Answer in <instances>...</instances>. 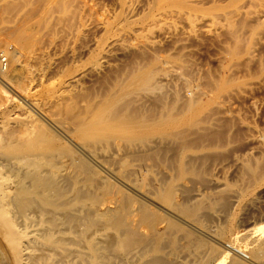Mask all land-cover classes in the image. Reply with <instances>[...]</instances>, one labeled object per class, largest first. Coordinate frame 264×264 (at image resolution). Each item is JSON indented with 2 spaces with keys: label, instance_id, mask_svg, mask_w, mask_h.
<instances>
[{
  "label": "rangeland",
  "instance_id": "obj_1",
  "mask_svg": "<svg viewBox=\"0 0 264 264\" xmlns=\"http://www.w3.org/2000/svg\"><path fill=\"white\" fill-rule=\"evenodd\" d=\"M3 1L5 3L4 5H10V11H8L9 9L6 12H2V10H0V51H5L4 53L8 54V52L12 51V49L13 51L15 50V52L17 50V52L21 55V61L30 55L28 60L30 61L29 64L31 63V66L29 65L31 73H26V75L25 72L22 71V65H17V62H12L14 64L11 65L9 55L6 56L8 60L6 68L0 67V70L5 71L4 73L0 71V88H3L0 90V134L6 131H13L15 138L18 141H24L27 139L30 144H39L41 147H50L48 151L40 153L37 158L32 160H34L33 162L39 164L42 169L53 171L55 179L62 181V185L65 186H63L65 190L63 191V195L66 193V190H69L67 191L68 194L66 193V196L64 195V198L62 199H69V208H84L87 213H96L101 217L111 215L125 220L132 218L139 224L138 235L141 237L136 236L135 242L137 241L136 243L142 247L145 246L146 254L144 253L141 256H136L137 260L133 257L134 259H132V261L125 260L123 258L122 261H120V257L109 259L107 256L104 257V255H99L98 257L87 261L88 263L86 264H130L129 261H131V264L132 262L133 264H145L153 256L162 255V253L159 252H149L148 248V242H150L149 239L152 238V235H150L151 230L148 227V224L150 223L145 220L150 219L155 222L157 217H165L174 222L175 225H182L184 229L187 231L190 230L193 233H191L192 236L194 235L191 242H189V239H191L190 237L187 240L189 243L183 242L184 244L188 243L189 248L186 245V248H184L185 246L183 247L185 251H181V248L177 251L175 250L172 253L173 255L171 254L162 260L164 263L165 259L170 260L171 262H168L171 264H175V262L177 264L181 261H189L190 258L192 260L197 259V257L198 260H201L203 257L201 261L204 262V260L211 257L207 260V262L205 261L206 264H212L215 260L216 261L213 264L217 261H219L217 264H222L228 262L230 255H233L235 258H238V260H241L243 264H258L255 263V261L263 263L264 243H256L259 247L255 246L253 243V249L250 251L245 244L237 241L238 233L251 227L253 222L258 224L259 222L264 221V175H262L264 174V144H260L262 146L261 148L260 145L251 141L250 137L253 132L252 130L258 129L264 134V82L259 84L257 83L259 77L256 76V74L258 75V69H256V67L253 69V65H251L245 70L240 67V69L235 71V74H232L234 87L237 86L240 87L241 90L243 89L241 95L234 102L235 105L233 104V110L235 111L234 113L236 116L231 118V122L229 121V118H225L227 121L224 119V122L223 120L219 121V125L211 127V129L213 128L212 130L208 129L205 132L202 131L204 134L199 132L200 135L202 134L200 139H198V132L193 129L194 133L197 132L196 137V135L191 132V128L189 134H186V137L184 136V139H187L186 141L183 140L184 142L178 138L175 139L172 137L169 139L170 142L168 140L165 142L166 140H164L165 143L151 144L150 147L149 144H147V139H152V137L155 138V136H164L166 135L165 133L173 132L174 128L175 130H180L181 128V130H183L184 128V131L188 128L186 125L181 123L176 127L170 128L164 123L162 124L164 126L160 128V130L158 129L146 133L144 135V139L143 136L141 137L142 139L139 138V140H137L138 138H127L121 135H109L108 137L103 136V138H101L95 132L89 133L91 130L87 129L86 132H88V135L87 133L86 135H93V137L90 136V138L82 141L80 138L81 136H79V133L81 132L74 133L71 135L72 138H70V136L58 130L51 122L49 113L54 110V107L51 106V103H49L51 93L57 90L60 83L70 77V75L79 74L83 71L87 72V75L72 89H70L66 97L69 96V98L72 99V101H70V99L68 100L71 103H78L79 109L83 105H87L86 107L89 106L91 109L92 106H95L96 101L108 99V97H110V92L112 94L113 88V91L117 94V85L119 86V82L120 84L122 83L121 80L124 76H127L129 71L133 72L134 69L144 68L151 65L152 57L150 55L153 56L154 54L159 57L155 66L156 68L161 66L166 68L168 67V72L172 71L175 75L178 72L183 73L187 71L188 75L186 77H184L185 75L180 77L181 79L184 78L186 82L184 79L183 81L178 78L180 74L176 75L177 78L173 75L176 80L173 79V77L170 79L171 84H175L177 89L180 85L182 86L180 81L187 83L188 79L194 80L195 78L197 79V76H199L198 80L201 81V84L202 82L204 84L205 80L208 81L212 79V77L217 76L218 73L220 74L218 76H223L225 73L224 65L227 62V64H230L231 62L229 63L230 60H228L224 56V53H222L224 52L223 44L226 43L225 40L227 41V39L224 37L225 34L222 33V30H225L224 28H221V20L218 18L220 20L219 21L216 18L223 12V10L229 9L230 6L232 7L234 0H201L199 3L193 4L195 5L193 8L184 5L180 7V5H175V3H171L174 5L171 6L170 3H164L162 5V3H153L150 2V0H139V2L137 0L135 3L136 6H134L137 10H135L132 14L123 12L119 8L120 3L118 0H94L90 4V7L94 9L88 8L86 13H89L90 9L91 11L97 12H92V16L90 17L91 20L89 19L90 21L88 20L86 22L88 23V27L84 26L83 29L79 28L77 24V18H79L78 16L82 12L81 8H77L81 5L80 0H77L79 3L77 6H74L76 4V0H74L75 2H73V0H67V2L62 0L63 3L61 0H52V4L51 1L49 3L48 0H40L41 2L39 4V0H2V2ZM30 1L31 4L29 7L24 8V3L27 6ZM42 1L44 4H42ZM56 1H60V3ZM46 2L49 6L52 5V7L50 6L52 10L49 9L50 14H47L48 18H43L42 24H39L38 27L35 28L37 25L34 24L35 21L33 22V20L36 19L35 16L37 14L39 15H37L38 18H42L40 15L41 12L39 11H42L43 7L45 8L47 4ZM35 3L39 8H42V10L36 8L37 6H35ZM40 4L44 6H39ZM57 4H59L58 6H61L59 7L60 9H57ZM64 5L66 7H63ZM12 6L14 8H11ZM16 6L19 7V11L16 16L19 15L21 9L23 11V8L26 11L31 10L35 12H32L33 14L30 16L33 20H31L32 22L30 21L31 27L28 29L29 31H26L27 35L30 34L25 38L29 43V49L21 48L15 41V29L18 28V21L15 22L17 19L14 13L16 12ZM157 6L160 8H157ZM53 8H56L57 12L56 9ZM25 10L23 12H25ZM58 10H62V12H58ZM149 12L151 14H149ZM187 12L198 16V20L195 21L196 27H194L195 29L197 28V32L196 30H190L185 19ZM95 15L98 16L95 17ZM19 20L21 23V18H19ZM37 21L35 23H39ZM39 21L41 22V19ZM95 22L100 24L97 25ZM53 23L55 24L51 27ZM95 24L97 27H95ZM43 25H45V27H43ZM168 26L170 28L175 26L177 29L175 30V34L170 33V36L165 38L164 35H169V33H165V29H170ZM149 31H153L154 36L153 38L148 39V41L151 40L156 43L155 49L152 50L150 47H147L149 48L148 50L145 48L146 46H142L144 39L146 40V37L143 38V36H147ZM187 33L189 35H187ZM190 33H192L191 35L195 38H193ZM193 33H196V35H193ZM150 35L152 34H149L148 36ZM112 36H120L121 40L124 38L123 40H128L127 42L129 44L132 42V45H137L138 43V46L122 51L124 48H121V46L124 44L123 41H120L121 46L117 45L119 48L118 50L115 46L116 49L112 48V50L106 52V58L104 61H107L102 63L99 71L91 72V68L94 67V63L97 62L99 57V49L95 47V43L99 41L103 42L107 39L110 40L113 38ZM129 44L127 45L130 46L131 44ZM139 46H141V48ZM171 48H173L174 51ZM223 56L225 57L226 62L222 58ZM156 60L157 59H155V62ZM182 64L187 67V70L185 67L183 69L185 71H182V68H180V70L178 69L179 65ZM10 66H12V68ZM20 66L21 70H19ZM173 67H176L178 72H176V69ZM89 68L90 72L87 71ZM6 70H8L7 72L11 70L10 74L15 72L17 75L15 77L8 76L7 74L9 73H7ZM3 75L7 76V78H4ZM194 75L196 76L195 78ZM191 76L193 78H191ZM208 76L212 77L208 79ZM125 77L123 80L126 79ZM12 79H15V82L12 84L10 81H7ZM178 84L180 85L178 86ZM169 87L170 86H165L168 90L163 87L161 91H167L163 92L165 96L167 95V99L162 94L161 96V92L158 93V90V94L151 96L153 97V100L150 98V102L146 101L145 105L142 106L141 111L145 114L144 116L147 117L142 116L139 109L137 110V113H140L141 115H137V117L140 116V118L143 117L144 119L150 118L149 115H151V117H155L158 120L159 117L164 115V111L167 109L168 105L169 108L168 111L166 110L165 112L166 115L173 114L175 106L179 104L176 102L177 99L172 89V95L170 97L171 92L169 91ZM3 90H5V93ZM112 95L110 98H112ZM157 95H160L158 98L159 101L156 98L158 97ZM120 97L122 99L124 95ZM154 97L156 98L155 100ZM171 98L174 102H172L173 100ZM126 99L127 98L125 96L124 100ZM170 99L171 102H169ZM156 100L158 101V104ZM118 101L120 100H116V103ZM154 102L156 103L154 104ZM124 103H122V105ZM78 104L76 105L77 107ZM158 105H160L161 109L163 107L164 109H159ZM137 106L138 105H133L129 109L134 111L133 108L135 107L136 111ZM101 107L103 108V106ZM94 108L91 110H94ZM121 108L118 107V109ZM172 109H174L173 112H171ZM177 110L178 109L176 107V111ZM156 111L157 113H155ZM132 112L129 113L132 114ZM131 114L129 115L131 116ZM175 114V118H178L180 115L179 113L177 115ZM133 116L135 117V114H133ZM147 120L149 122L154 121L149 119ZM20 121L22 123H20ZM242 123H244V125ZM186 130L188 131V129ZM207 132L209 133L207 134ZM172 141L174 142L172 143ZM181 141L183 143H181ZM81 142L85 143V147H83V143V146L81 147ZM143 142H146L145 144L148 146L146 145V147ZM139 144L141 145L139 146ZM83 148H85V150ZM8 170V166L2 165L1 167L0 165V174H6V177L2 179H7L4 183L1 181V183H3L2 188H4L3 193L9 198L14 194L13 188L11 187L13 185L12 180H15L16 177L13 179L10 173H8ZM139 170L141 172H139ZM252 171L255 172L254 175H250V173L252 174ZM61 173H65L63 174V177L61 176ZM248 174L251 177H248ZM125 175L127 178L129 177L131 179H134V177L136 178V175H138L137 178L139 179L136 178V181L140 180L141 183L134 180L136 186L135 184L132 186L131 183L126 182V179L123 181L124 178H126ZM133 175L135 176L133 177ZM256 175H258V177ZM121 176H123V178ZM215 180L219 181V184H221L220 187L216 186L213 182ZM172 182L175 184L183 182V188L181 187L180 190L177 191V199L180 201L184 200L183 202L185 207L189 205L191 208L193 206L192 201L189 199V195L198 188L200 191L211 194H213V190L216 191V189L222 187L224 191L226 190L225 187H227V189H240L241 192H243V201L247 202H243L242 206H233L230 203L231 201L229 200L228 194L223 193L224 191H222V193L218 194L219 196L217 195V197L212 201L213 203L207 202L208 205L205 203V207L203 205V207L201 206L202 209L198 210L196 214L198 215L196 216L197 219L200 215L198 219V221H200L198 222L200 229L193 228L187 225L188 223H186V220H182L180 217L163 210L164 207H168V204L162 200L163 198L159 197V195H163L162 192L159 191H162L168 183ZM139 183L141 186H138ZM142 184H144L143 187ZM138 206H142V208L139 209ZM9 208L10 207H8V210L6 211L8 212L6 214V220H8V222H10L9 220H11V217L13 216V209ZM211 210L219 211V216H214L215 218H213V215L210 214ZM129 211L132 212L131 215L127 213ZM143 215L146 219H143ZM181 216L188 219L186 216ZM16 220L15 224L17 225L18 222ZM79 222L82 223H79V225L81 229H83V226H85L84 220H80ZM6 223L7 222L5 221V224ZM36 224L37 222L33 221L25 225L27 236L29 234V237L31 238L34 236L37 237V234H40V232L37 233V231H40V228L45 227L43 224ZM205 225L208 226L206 227ZM2 231L4 230L2 229L0 231V247L6 254V264H13L11 262V257L9 256V242L8 239L7 241L5 240V234H3L4 232L2 233ZM148 234L150 238L148 237ZM60 236L64 238V240L61 238L62 243L60 245L64 252L66 251L67 255H69L71 250L78 248L77 242H75L77 241L76 233L72 231L62 232ZM198 242L199 245L197 244ZM190 245L192 247H190ZM229 245L240 249V251L248 257H242L241 255H236L237 253L230 252V247H228ZM212 246L213 248H219V250L223 249L220 256L214 257V255H212ZM203 249L205 251H203ZM201 250L203 251V256L199 255L201 254ZM252 250H255L256 253L258 251L260 255H256L260 257H254V252ZM180 251L181 253H178ZM185 253L188 257L186 256L184 258L182 254ZM194 255H196V257H194ZM71 258V255L68 258L66 256L64 260L65 262L69 260L71 261ZM52 259L53 260L50 261L51 264L54 262L56 264L57 262L59 264H65V262H62L64 261L62 259ZM251 259L253 261H251ZM135 261L136 263H134ZM50 262L48 264H50Z\"/></svg>",
  "mask_w": 264,
  "mask_h": 264
},
{
  "label": "bare ground",
  "instance_id": "obj_2",
  "mask_svg": "<svg viewBox=\"0 0 264 264\" xmlns=\"http://www.w3.org/2000/svg\"><path fill=\"white\" fill-rule=\"evenodd\" d=\"M50 1L52 4L53 3L52 0H48L49 3H50ZM65 1L67 2V0H65ZM93 1L94 0H80V3H81L80 6L81 7L79 6L77 8H81L82 12L78 16L79 18H77V20H78L77 24H78L79 28H81V29H83L84 26L88 27V23H86V22L92 16V12H94V13L97 12V11H91V9H94V8L90 7L91 2H93ZM118 1L120 3L119 8L125 13H131L132 14L135 10H137V8L134 7V6H136L135 3L137 2V0H118ZM200 1L201 0H150V2H153V3L159 2V3H162V5L164 3H170L171 6H174L172 4L175 3V5L176 4L180 5V7L184 5V6L191 7V8L195 7V5H193V4L199 3ZM1 2H2V0H1ZM1 2H0V10H2V12L3 11L6 12L9 9L8 11H10V5H8V4L4 5L5 4L4 1L2 2V4H1ZM40 2L41 1L39 0L38 4ZM56 2L60 3V1H56ZM73 2H75V1L73 0ZM138 2H139V0H138ZM7 3H8V1H7ZM62 3H63V1H62ZM75 3L76 4L74 6H77V4H79L77 0ZM30 4H31V1L29 2V4H27V6L25 3H24L25 7L23 6V4H22V6L24 8H26V7H29ZM42 4H44V2ZM47 4H46L45 8L43 7V10H42V8H39L37 6V4L35 5V6H37L36 8H39L40 10H42V11H39V12H41L40 15L42 16V18H40V17L38 18L37 17L38 14H37L35 16L36 17L35 20H33L32 17H31L32 19L30 18L31 14L35 13V12L31 11L30 9H29L30 11H26L23 8V11L25 10V12H23L21 9L19 12V15H17V16H16V14L19 11V9H18L19 7L16 6V8H15L16 12L13 11L15 13V16L17 19V20H15V22L18 21L17 22L18 28L16 26L17 29H15L16 30L15 41L18 43V45L21 48L29 49V47H30L28 41L25 38L30 35V34L27 35L26 31H29L28 29L31 27V22H32L31 20H33V22L34 21L36 22L38 20L37 22H39V23L34 22V24L37 25V26L34 25L36 28V27H38L39 24H42L43 18L44 19L48 18L47 14L49 13L50 10H52L50 8V6L52 7V5L49 6V4H48V6H49L48 7ZM58 5L59 4L56 5L57 9L59 7H61ZM39 6H44V5L40 4ZM167 6L169 7L168 4H167ZM63 7H66V6L64 5ZM158 7L159 6H157V8ZM11 8H14V7L12 6ZM88 8H91V9L89 10V13L88 12L86 13ZM53 9H56V8H53ZM57 9H56V12H57ZM61 9H63V8H61ZM58 12H62V10L61 11L58 10ZM76 12H77V10H76ZM168 12H170V11H168ZM36 13H38V12H36ZM51 13H52V11H51ZM149 14H151V13L149 12ZM186 14H187V16L185 17V19L188 23L190 30L192 29L191 31H195L197 29V28L196 29L194 28V27H196L195 21L198 20L197 19L198 16L191 14L190 12H187ZM48 16H50V15H48ZM96 16H98V15H95V17ZM18 17L21 18V23H20V20ZM178 17H179V15H178ZM218 18L222 22L221 28H224V30H225V31L222 30V33L225 34V36L224 35L223 36L225 37V39H227V41L225 40L226 43L223 44L224 49L223 48L222 49L224 52H222V53H224V56L228 60H230L229 63L231 62L230 64H227L228 63L227 62L224 65L225 73L223 76H218V75H220L219 73L217 75L218 77L217 76H214V77L208 76L209 77V78L207 77L208 79H210V77H212V79H210L208 81L204 79L205 80L204 84H203V82L201 84V81L198 80L199 76H197V79H196L195 78L196 76L194 75V78L196 80L195 79L194 80L188 79V82L185 83L186 80L183 78L185 80V82H183L184 80L181 79L180 77L181 76L183 77L184 75H185L184 77H186L188 75V73H187V71L183 70L184 67H185V69L187 67L182 64L183 67H182V65H179L178 69L180 70V68H182V71H185V72H183L184 74L182 72L179 73L177 71L178 69H176V67L175 68L173 67L174 69H176L175 71L178 72V73H176V75L180 74L178 78L183 80V81L179 80L181 82L182 86L180 84H178V86L179 85L180 86L177 89L175 87L176 86L175 84L174 85H173V83L171 84L170 79L173 77V75H175V73L171 71L172 69L169 70L172 72L171 73V72H168V69H169L168 67L166 68V67L161 66V67L156 68L155 66L157 64L159 57H157L158 55L155 56V54L153 56L150 55L152 57V59H151L152 64L151 65H148L147 67H144V68L134 69V71L132 70L133 72L129 71L130 74L129 73H128L129 75L127 74L128 77L124 76L126 79L123 80L124 79V77H123V79L121 80L122 83L120 84V82H119L120 88L116 84L117 85V88H116L117 91L116 90L115 91L118 93L116 94L113 91L114 90V88H113L112 94L113 93L116 94L115 96H117V97L113 96L114 94L112 95L110 92V97L112 95V98L108 97V99L102 100L104 103L101 100L96 101L95 106H94L95 108L91 105L92 106L91 109L94 108V110H91L89 106L86 107L87 105L86 106L83 105L84 107L82 106L79 109L78 103H77L78 104V107H77L76 103L72 102L73 103L72 104L70 102V101H72V99H70L69 96L66 97V95L70 91V89H72L76 84H78V82L82 78H84L87 75L86 71H83V72L80 71L81 73L75 74L72 76L70 75V77H68L66 80L62 81L60 83V85L58 84L59 88L51 93V97L48 95L50 97L49 103H51V106L54 107V110L52 112H49L50 117H51L50 118L51 122L56 126V128L58 130H60L64 134L70 136V138H72L71 135H73L74 133L81 132V133H79V136H81L80 138L82 141H85L87 138H90V136H91V135L87 136L88 135V132H86L87 129L91 130L89 133L95 132L101 138H103V136L108 137L109 135H116V136L121 135V136H125L127 138H138L137 140H139V138H141L142 136L144 139V135L146 133H149L150 131H154V130H158V129L160 130V128H162L164 126V125H162L164 123L166 124V126H168L170 128L176 127V126L180 125V123L183 125H186L188 127V128H186V129H188V131L186 129L184 131V128H183V130H181L182 128L180 130H178V129L175 130V128H174L173 132L165 133L166 135H164V136H157V137L155 136V138L152 137V139L147 135L150 138V139H147V144H149V146L151 144H157V143L160 144L162 142L165 143V142H167V140L169 141V139L172 137L175 139L178 138V139L183 141V140H185L184 136L186 137V134L187 135L189 134L191 128H192V130H191L192 133H194V130L198 132V133L197 132L194 133L196 135V133L199 134V132H202V131L205 132L208 129H211L212 126L219 125L218 124V123H220L219 121L223 120V122H224L225 118L226 119L229 118V121L231 122V118L236 116L234 113L235 111L233 110V104L236 101V99L241 95V92L243 91V89L241 90L240 87H237V86L234 87V80H233L232 74L233 73L235 74V71L240 69V67L245 70L246 68H248V66L253 65V69L255 67H256V69H258V72H257L258 75L256 74V76L259 77L257 83L259 84L261 82H264V0H234L232 7L230 6L229 9L223 10V12L219 16H217L216 19H218ZM40 19H41V22L39 21ZM95 23L97 24V22H95ZM54 24L55 23H53L51 27H53ZM96 24H95V27H97ZM99 24H97V25H99ZM46 25H47V23H46ZM43 27H45V25H43ZM176 29L177 28L175 26L170 28V29H168V28L165 29V33H169V35H164L165 38L167 36H170V33L175 34ZM190 30H188V31H190ZM196 32H197V30H196ZM149 34H152V35L148 36ZM173 34H171V35L174 36ZM191 34L192 33H190V35ZM187 35H189V34L187 33ZM193 35H196V33H193ZM153 36H154L153 31L152 32L149 31L147 36H143V38L146 37L147 41L144 39L142 46L143 47L146 46L145 48L148 50H149V48H147V47H150L151 50L155 49V47H156L155 41H151V40L148 41V39L153 38ZM216 36H217V34H216ZM192 37L195 38L194 36H192ZM123 39L121 40V37L119 36V37H113L110 40L107 39V40H104L103 42L99 41V42L95 43L96 44L95 47H97V49H99L98 50L99 51V53H98L99 57L97 59V62L94 63L95 64L94 67L91 68V72L92 71L98 72L102 63L103 62L105 63V61H107V60L104 61V59L106 58V52H108L109 50H112V48L116 49L117 45L119 46L122 41L124 44L122 46L120 45L121 48L122 47L124 48L122 51H124L125 49L129 50L135 46L136 47L138 46V43H137V45H132V42H131L130 43L131 45H130L127 42L128 40L124 41ZM142 41H143V39H142ZM139 42H140V40H139ZM186 42H187V40H186ZM223 42H224V39H223ZM127 44H129L130 46H128ZM124 46H126V47H124ZM127 46H128V48H127ZM139 47L141 48V46H139ZM157 47H158V45H157ZM171 47H172V45H171ZM93 48H94V46H93ZM118 49L119 48L117 47V50ZM171 49L174 51L173 48H171ZM3 52H5V51H3ZM6 52H8V51H6ZM5 55L6 56L9 55L11 65L14 64L12 62H15V63L17 62L18 63L17 65H22V71L25 72V74L31 73V71H30V66H31L30 64L31 63L29 64L30 61L28 60L30 55H28L25 59H22V61H21V55L19 52H17V50L15 52V50L13 51V49H12V51L8 52V54L5 53ZM224 56L222 58L226 62V59ZM31 57H32V55H31ZM153 58L157 59L156 62H155V59H153ZM6 59H7V57H6ZM153 62H155V63H153ZM7 63H8V60L6 62V65H7ZM158 64H160V63H158ZM6 65H5V68H6ZM10 67L12 68V66H10ZM19 70H21V66L19 67ZM0 71L3 73L5 72L3 70H0ZM7 71L8 70H6V72ZM10 71L7 72V73H9V74H7L8 76H14L15 77L17 75V73H15V72H13V73L11 72L12 74H10ZM87 71L90 72V68ZM176 75L174 77H176ZM5 77L7 78V76H4V78ZM174 77H173V79L176 80L177 77L176 78H174ZM191 78H193V77L191 76ZM202 79H203V77H202ZM7 81H10V83L12 84L15 82V79L7 80ZM235 84H238V83H235ZM171 85H173V86H171ZM165 86L166 87L170 86L169 91L171 92V89H172V91L174 92V94L176 96V99H177L176 102L179 105L175 106V111H176V107H177V109H178L177 111L180 114L179 117L175 118V116H174L175 111L173 112L174 109H172V111H171V112H173V114L166 115L165 112H166V110L168 111L169 105H168L167 109L164 111L165 116L162 115V117H159L158 120L155 117H154L155 118V120H154V118L151 117V115H149L150 118H144V119H143V117L140 118V116L137 117V115H141L140 113L139 114L137 113V110L139 109L141 111L142 106L145 105V102L149 101L150 98L152 99L153 98V97H151L152 95L160 93L162 91L163 87L165 88ZM1 89H3V88H0V90ZM165 89L168 90L167 88H165ZM158 90H159V92L157 93ZM3 91L5 93V90H3ZM163 92H167V91L163 90ZM163 92H161L160 95L162 94L166 98L167 95L165 96V94H163ZM123 95H124V97H122L123 100L125 99V96L127 98L124 101L120 97ZM160 95H157L158 96V97H156L157 100L160 97ZM171 95H172V92L170 93V97H171ZM248 95H249V93H248ZM117 98L120 100L117 102L118 104L116 103V100H118ZM156 98L154 97V100ZM69 99H70V101H68ZM171 99L169 102H171ZM157 100H156V102L158 104L159 100L158 101ZM156 102H154V104ZM172 102H174V100ZM122 103H124L125 105L123 104L124 105L123 106ZM116 105H119V106H116ZM131 105L132 106L138 105L136 108V111H135V107L133 108L134 111L129 109L130 107H132ZM101 106H103V108ZM172 106H174V105H172ZM96 107H97V109H96ZM118 107L121 109H118ZM158 108L161 109L160 105H158ZM162 109H164V107ZM88 110H90V111H88ZM128 110H130V111H128ZM127 111H128V113H127ZM177 111H176L175 115L178 114ZM129 112H132V114ZM141 113H142V116L145 115V114H143L142 111H141ZM155 113H157V111ZM129 114H131V116ZM133 114H135V117L133 116ZM158 114H159V111H158ZM144 117H147V116H144ZM147 119L154 120V121L149 122ZM20 123H22V122L20 121ZM242 124L244 125V123H242ZM102 130H104V131H102ZM252 131L253 132L250 136L251 141L257 143L258 145H260V144L263 145L264 144V134L262 133V131H260L258 129L252 130ZM204 132H202V133L204 134ZM86 133H87V135H86ZM208 133L209 132H207V134ZM201 135L199 134L198 139H200L202 137ZM91 137H93V135ZM196 137H197V135H196ZM0 139H1L0 140V165H1V167H2V165L8 166V168H9L8 173H10V175L13 177V179H14V177H16L15 180H12L13 185L11 187V188H13L14 194L12 197L8 198V196L3 193L4 188H2V184L4 183V181L5 182L7 181V179L3 180L6 177V174L5 173L0 174V228H1L0 231L3 229L4 231H2V233L4 232L3 234H5V236H4L6 238L5 240L7 241V239H8V242H9L8 247H9V251H10L9 252L10 254L9 253L8 254L11 257V262L13 264H48L51 260H53L52 258H54V260H55V258H57L58 260L59 259L64 260V258H66V256L68 258L70 255L72 257L71 261L69 260V261L65 262V260H64L62 262L63 263L65 262V264H86V263H88L87 261H89L90 259H94V258L98 257L99 255L100 256L104 255V257L107 256L109 259L120 257L121 258L120 261H122V258L125 260H131L132 261V259H134V258H136V260H137L136 256H141L144 253L146 254L145 246L142 247L136 243L137 241L135 242V237L139 236L138 235L139 234V231H138L139 230V226H138L139 224L134 219L130 218L129 220H125V219L115 217V216H111V215H106L105 217H101V216L97 215L96 213H94V214L89 213V212L87 213V211L84 210V208L83 209L82 208L81 209H71L68 207L70 204L69 199H65V200H62V199L64 198V195L69 190H66V193L63 195V191H65V190L63 188L64 185H62V181L55 179V176L53 175L54 174L53 171H50L47 169H42L39 166V164L33 162L34 160H32V159L37 158L40 155V153H42L44 151H48L50 149V147H48V146H42L41 147V145H39V144H30V142L27 139L24 141H18L15 138V134L13 133V131H6V132L0 134ZM124 139H126V138H124ZM164 140H166V141L164 142ZM131 141H133V140H131ZM182 141H181V143L184 142V141L183 142ZM173 142L174 141H172V143ZM178 142H177V144H178ZM82 143L84 144V146L82 145ZM143 143L145 144L146 142H143ZM147 144H145V146ZM196 144H197V142H196ZM140 145L141 144H139V146ZM82 146L85 147L84 142H81V147ZM260 147L262 148L261 145H260ZM83 149L85 150V148H83ZM139 172H141V171L139 170ZM63 174H65V173H63ZM63 174L61 175L62 177H63ZM129 174H131V173H129ZM254 174H255L254 171H252V174L250 173V175H254ZM250 175L248 177H251ZM262 175H264V174H262ZM134 176L135 175H133V177ZM137 176L138 175H136V178H137ZM256 176L258 177V175H256ZM121 177L123 178V176H121ZM125 177L126 178H124L123 181H125V179H126L127 183H131V185L134 186V184H135L134 180L136 181V178L135 177H134V179H131L129 177L127 178L126 175H125ZM131 177H132V175H131ZM137 179H139V178H137ZM140 179H141V177H140ZM1 181L3 183H1ZM137 181H139L141 183L140 180H137ZM245 181H246V179H245ZM213 182L216 184V186L220 187L221 184H219V181L215 180ZM140 183L138 186H141ZM245 183H247V182H245ZM143 185L144 184H142V187H143ZM135 186H136V184H135ZM181 187L183 188V182L178 183V184H175L172 182V183H168L162 189V191H159V192H162V194H163V195H159V197L163 198L162 200L168 204V207H164L163 210H166L170 214H174V215L180 217V219H182V220H186V223H188L187 225H189L193 228L200 229L199 223H198V222H200V221H198L200 215H199L198 219L196 217V216H198V215H196L198 210H201L203 206L205 207L206 206L205 203L208 205L207 202L213 203L212 201L217 197L218 194L222 193V191H224V189H222L223 188L222 187V188L216 189V191L213 190V194L206 193L204 191H200L199 188L196 189L194 192L190 193V195H189V199L192 201V204H193V206L190 208L189 205L187 207H185L183 199H182L183 201H180L177 199V191L180 190ZM240 188H241V185H240ZM225 189L226 190L223 193L228 194L229 200L231 201L230 202L231 205H233V206L241 205L242 206L243 202H247V201H243L244 200L242 197L243 192H241L240 189H229V188L227 189V187H225ZM143 191H144V189H143ZM188 193H189V191H188ZM147 195H148V193H147ZM8 207L13 209L12 210L13 216L11 217V220H9L10 222H8V220H6L7 219L6 214L8 213L6 211L8 210ZM138 207H139V209L142 208V206L141 207L138 206ZM127 213L131 215L132 212L129 211ZM210 214H212L213 218H215L214 216H216V217L219 216V211H217V210L212 211L211 210ZM181 215L188 217V219H185ZM13 219H14V221H13ZM143 219H146V217L144 215H143ZM15 220L18 222L17 225H19V226H17L15 224ZM80 220H84L85 226H83V229H81V227L79 225ZM5 221L7 222L6 224H5ZM33 221L37 222V224H41V225L43 224L45 227H42V228L39 227L40 231L38 230L37 233L40 232V234H37L38 235L37 237L34 236L31 238V237H29V234L27 236V232L25 231V225H27V224H29V222H33ZM145 221L150 223V224H148L149 225L148 227L151 230V234H150V235H152L151 239L154 240V241H152L151 239H149L150 240V242H148L149 252L154 251L155 253H157V252L162 253V255H157V256H153V257L151 256L152 258L149 261L146 260L147 262L145 264H165V263H167L170 260L165 259V263L162 260H164V258H166L167 256L171 255L175 250L177 251L180 248H181L180 249L181 251L182 250L185 251V249H183V247L185 246L184 248H186V245L188 247L189 246L188 243L191 242L192 237L194 236V235L193 236L191 235L192 232L190 230L187 231L186 229H184V227H182L181 224H180L181 226L175 225L174 222H172L171 220H169L165 217L164 218L163 217H157L155 222H153L150 219H146ZM183 223H185V222H183ZM80 224H82V223H80ZM69 231H72V232L77 234V241H75V242H77L78 248L71 250V252L68 251L70 253H69V255H67L66 251L64 252V250L62 249V247L60 245L62 243L61 238H63L60 236V234L62 232H69ZM139 237H141V236H139ZM148 237L150 238L149 234H148ZM189 237L191 239H189ZM188 239H189V242L187 241ZM63 240H64V238H63ZM237 241L245 244V246L248 247L249 248L248 250H250V251H251V249H253V246H254L253 243L255 244V246H257L256 243L263 244L264 243V221L259 222L258 224L253 222L251 227L245 229L243 232L241 231L240 233H238L237 234ZM183 242H188V243L184 244ZM197 244L199 245V242ZM191 245H190V247H192ZM193 246H195V245H193ZM229 247H230V249H229L230 252L237 253L236 255H241L242 257L243 256L248 257L242 251H240V249L235 248V247L230 246V245H229ZM257 247H259V246H257ZM222 250H219V248H213V246H212L211 253H212V255H214V257H218L222 253ZM181 251L178 253H181ZM203 251H205V250L203 249ZM203 251L201 250V254H199V255L203 256L202 255ZM259 251H260V249H259ZM253 252H254L253 253L254 257H260V256L256 255V254H259L258 251H257V253L255 250ZM185 254H182L184 256V258L187 256V254L186 255ZM5 255H6L5 252L0 247V264H6ZM262 255H263V253H262ZM194 257H196V255H194ZM204 257H205V254H204ZM210 258H207V260ZM190 259H189V261H184V262L181 261V262H178L177 264H206L205 261L207 262V260H204V262L201 261L203 259V257L201 260H198V257H197V259H194V260L191 259V261H190ZM229 259H230V261H229ZM229 259H228L227 263H222V264H243L241 262V260H238V258H235L233 255L232 256L230 255ZM259 259H261V258H259ZM262 260H263V258H262ZM131 261H129L130 264H131ZM251 261H253V260L251 259ZM170 262H168V263L171 264ZM218 262L219 261H217L215 264H217ZM134 263H136V261ZM255 263L264 264V262L260 263V261H257V262L255 261ZM50 264H51V262H50ZM53 264H56V263L54 262ZM57 264H59V263L57 262ZM132 264H133V262H132ZM175 264H176V262H175Z\"/></svg>",
  "mask_w": 264,
  "mask_h": 264
},
{
  "label": "built area",
  "instance_id": "obj_3",
  "mask_svg": "<svg viewBox=\"0 0 264 264\" xmlns=\"http://www.w3.org/2000/svg\"><path fill=\"white\" fill-rule=\"evenodd\" d=\"M6 62L7 59L5 53L3 51H0V67L5 68Z\"/></svg>",
  "mask_w": 264,
  "mask_h": 264
}]
</instances>
